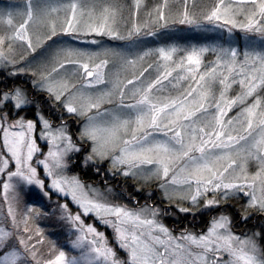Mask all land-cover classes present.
I'll return each instance as SVG.
<instances>
[{"label":"snow or ice","instance_id":"snow-or-ice-1","mask_svg":"<svg viewBox=\"0 0 264 264\" xmlns=\"http://www.w3.org/2000/svg\"><path fill=\"white\" fill-rule=\"evenodd\" d=\"M134 7L128 18L118 0L0 8V264H264V0H211L198 13L184 0L175 14L197 28L240 29L242 58L216 46L137 51L142 36L168 26L169 5L142 23L146 5ZM119 41L127 50L104 46ZM81 156L97 175L108 164L113 175L156 181L168 207L193 220L169 228L154 206L109 202L67 175ZM25 186L71 197L74 214L61 205L70 246L30 226L38 210L16 195ZM91 216L111 237L86 223Z\"/></svg>","mask_w":264,"mask_h":264},{"label":"rangeland","instance_id":"rangeland-1","mask_svg":"<svg viewBox=\"0 0 264 264\" xmlns=\"http://www.w3.org/2000/svg\"><path fill=\"white\" fill-rule=\"evenodd\" d=\"M119 4L123 6V15L125 18H128L132 13L136 11L134 7L135 0H118ZM211 0H187L188 8L190 13H198L203 7V5L210 3ZM25 3V0H0V8L7 9L10 6H20L22 7ZM164 0H142V5H146V7H142L139 13L140 22L142 23L146 19V13L150 10L155 9L157 5L163 4ZM195 4V7H193ZM168 9H166V15H168V26L159 27L156 26L154 29L155 35L153 36H142L140 40L143 42L142 47L139 49H135L137 51H142L147 48H160V47H168V46H176L180 50H191L193 47H223V48H236L241 55L246 50V34L240 29H234L231 33L227 28L216 27L211 24H204L202 27L197 28L195 26H191L188 24H180L178 22V18L176 17L177 12H182L184 8V0H168ZM163 23V22H162ZM128 27H131V23L129 22ZM121 33L126 35L127 28L124 27L123 22H121ZM91 39H102L103 41H107V37H95L90 36L88 38ZM119 45L121 48L127 50L128 41H119L113 42L111 44H105L104 46H115ZM90 51H98L96 47L89 48ZM183 54V53H181ZM35 55V54H33ZM40 57H37L39 59ZM215 59V55L211 52L205 54V62L212 61ZM151 63V60L145 62L144 67H147V64ZM115 71V69H112ZM131 71V70H129ZM128 78H131L129 75ZM0 79H3L1 76ZM2 87V85H0ZM110 87V85H109ZM100 90H106L101 88ZM235 115V112L232 113ZM2 136V133H0ZM46 151V148H45ZM36 159H42V157L37 156ZM75 160L76 158L73 157ZM83 165V158H81V162ZM254 167L252 171H254ZM41 175L43 173V169H40ZM119 174V173H117ZM67 175H78L77 172L70 171ZM108 175L111 176L112 173L108 172ZM120 175V174H119ZM79 176V175H78ZM122 176V175H121ZM80 178V177H79ZM89 185L91 188L98 190L101 193H104L109 202L119 203L123 205H127L129 208H140L145 205L154 206L160 210V216L158 219L164 223L167 227L173 228L177 223L181 220V217L191 216L190 214L185 216V214L175 212L174 208L168 207V201L164 199V192L160 189L159 184L156 181H151L145 183L143 180L138 182V187L136 190L141 189L143 186L150 185L151 189L146 190L143 198H137L136 196L131 195L124 188H118L114 184L109 182H104L103 180H97L96 182L83 181ZM50 183V181H49ZM28 187L25 186L23 191H19L16 195L19 198L21 208L32 207L37 212L32 213V220L30 226L33 228L39 227L45 233V237L48 240H55L59 238L60 240L69 243L70 240L75 239V235L70 233L71 224L63 219L65 216V212L61 208V205L68 204L69 209L74 214L76 212V206L71 202V197L64 199L62 196L57 194H52L51 198L45 197L42 194L37 197L35 193L27 194ZM35 188V186H31ZM111 189V192L108 190ZM154 189H157V192L160 194L159 198H156L154 195ZM36 192L39 189H35ZM157 193V194H158ZM151 194V195H150ZM115 198V199H114ZM162 200V202L160 201ZM3 201V188L2 184H0V210L6 213L7 205L2 203ZM138 202V203H137ZM15 206V202H14ZM186 220V219H185ZM86 223L93 224L99 229L101 232H106V234L111 237L112 229L105 228L99 221L95 219L94 216L88 217L86 219ZM179 229H177V232ZM67 250V249H66ZM76 254V253H73Z\"/></svg>","mask_w":264,"mask_h":264},{"label":"trees","instance_id":"trees-1","mask_svg":"<svg viewBox=\"0 0 264 264\" xmlns=\"http://www.w3.org/2000/svg\"><path fill=\"white\" fill-rule=\"evenodd\" d=\"M1 77V76H0ZM23 79V78H22ZM66 119H68L70 122L72 120V118L70 117H66ZM73 130H75L73 128ZM76 158V157H75ZM81 158L80 157V162H81ZM77 163L75 165V167L72 169L73 172H77V174L79 175V177L83 180V181H90V182H96L97 180H103L104 182H109L114 184L116 187L118 188H124L125 190H127L131 195L136 196L137 198H143L144 193L146 192V190H150L151 187L150 185L148 186H142L141 189L136 190V188L138 187V182L133 179V178H124L123 176L119 175V174H115V175H108L107 169H108V164H104L103 168L100 169V174L97 175L96 174V168L94 165H89L88 167H85L84 165H82L81 163ZM157 192V189H154V195H156V198L160 197V194ZM162 202V200H160ZM186 219V220H185ZM196 219H199V216L196 217ZM181 220H184L183 223H187L188 221L193 220V216H188V217H181ZM258 221L256 220V218L254 217L252 221H250V224H254L257 223ZM245 226L241 225L237 231H240L242 229H244Z\"/></svg>","mask_w":264,"mask_h":264}]
</instances>
